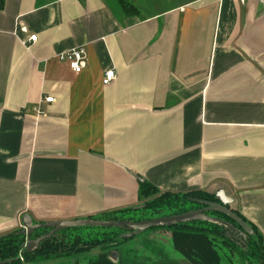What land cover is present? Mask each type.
Listing matches in <instances>:
<instances>
[{"label": "crops", "instance_id": "crops-1", "mask_svg": "<svg viewBox=\"0 0 264 264\" xmlns=\"http://www.w3.org/2000/svg\"><path fill=\"white\" fill-rule=\"evenodd\" d=\"M165 1H0V235L136 207L146 181L221 188L264 240V0Z\"/></svg>", "mask_w": 264, "mask_h": 264}, {"label": "trees", "instance_id": "trees-1", "mask_svg": "<svg viewBox=\"0 0 264 264\" xmlns=\"http://www.w3.org/2000/svg\"><path fill=\"white\" fill-rule=\"evenodd\" d=\"M118 1L127 11L126 0ZM139 191L141 196L146 192L159 195L146 201L142 209H163L162 216L199 211L221 222L193 218L133 234L125 223L122 226L57 227L54 223L40 221L34 223L29 231L16 228L0 235V264H37L58 259L68 262L82 254L86 255L87 264H229L230 258L226 260L220 252L221 247L230 251L235 264H264V240L258 229L228 206L226 208L231 214L211 207L210 202L217 203L213 193L201 190L179 194L161 192L146 181L140 182ZM135 210V207L120 208L89 219L132 223L141 220L130 214ZM158 228L171 232L173 246L182 256L180 260L169 259L158 252L143 257L130 249L121 250L133 237ZM28 241L33 243L29 250L26 247ZM111 252L117 254L113 259Z\"/></svg>", "mask_w": 264, "mask_h": 264}, {"label": "rangeland", "instance_id": "rangeland-1", "mask_svg": "<svg viewBox=\"0 0 264 264\" xmlns=\"http://www.w3.org/2000/svg\"><path fill=\"white\" fill-rule=\"evenodd\" d=\"M126 2L129 14H137L141 11L147 10L146 8L148 7V4L151 10L167 4L165 0H160V2L157 3L148 0H126ZM157 196H159L158 193L153 192L152 194V192H146L140 197L141 202L135 207L137 210L130 212V214L136 218H141V220L162 217V214H164L163 209H142L146 201L156 198ZM31 246L33 245L31 244L30 247ZM125 249H130V251L138 253L143 257L144 255L153 256V254L158 252L172 260H180L182 258L181 254L173 246L171 232L166 228L150 229L133 237V239L127 241L124 246L121 247V250ZM220 252L226 256V260L230 258L228 262L229 264L236 263V260L234 256L231 255L230 251L221 247ZM37 264H87V260L86 255L82 254L79 255L77 259L68 260V262H66V260L58 259L56 261L39 262Z\"/></svg>", "mask_w": 264, "mask_h": 264}, {"label": "water", "instance_id": "water-1", "mask_svg": "<svg viewBox=\"0 0 264 264\" xmlns=\"http://www.w3.org/2000/svg\"><path fill=\"white\" fill-rule=\"evenodd\" d=\"M215 199L217 200V203H209L211 207H215L218 209H221L223 211L228 212L230 211L226 206H228L232 202V198L228 196L223 189L219 188L216 191H214ZM229 207V206H228ZM207 219L209 221L214 222H221L220 220L213 218L211 216H207L202 214L201 212L197 211H190L184 214L175 215V216H162L159 218H153L148 220H138L136 222L132 223H126L124 221H114V220H90L89 218H83V219H75V220H65V221H51L50 223H54L57 225V227H70V226H79V225H99V226H117V225H123L126 224V228L130 231H133V234H138L146 229L152 228V227H163V226H169L176 224L181 221L189 220V219ZM238 219V218H237ZM239 220V219H238ZM240 221V220H239ZM241 222V221H240ZM23 223V229L26 231H29L32 227H34V224L30 220L28 216H23L22 219ZM243 226L247 227L243 222H241ZM33 245L31 241H28L26 243V247L29 250L31 247L30 245ZM117 254L115 252H111L110 257L113 259L116 257Z\"/></svg>", "mask_w": 264, "mask_h": 264}, {"label": "built area", "instance_id": "built-area-1", "mask_svg": "<svg viewBox=\"0 0 264 264\" xmlns=\"http://www.w3.org/2000/svg\"><path fill=\"white\" fill-rule=\"evenodd\" d=\"M36 40V36L34 34L29 35L26 39L22 40V44L26 45L28 48L32 42ZM61 58L67 59L68 66L74 73H79L85 66V49L83 46L72 48L60 55ZM115 78V72L113 69H108L103 72L102 76V84L108 85ZM55 101L52 96H40L36 102V104L32 106L31 110L35 117L41 116L44 111L42 109V105L44 103H51Z\"/></svg>", "mask_w": 264, "mask_h": 264}]
</instances>
